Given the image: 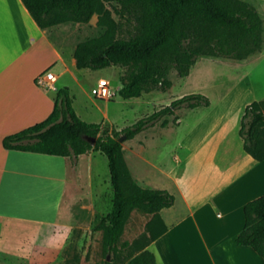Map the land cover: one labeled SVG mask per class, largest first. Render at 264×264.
<instances>
[{
    "label": "crops",
    "instance_id": "1",
    "mask_svg": "<svg viewBox=\"0 0 264 264\" xmlns=\"http://www.w3.org/2000/svg\"><path fill=\"white\" fill-rule=\"evenodd\" d=\"M46 67L55 69L58 78L74 67L73 58L59 50L45 29L34 24L19 0H0V139L42 120L50 112L57 89L33 82ZM222 99L219 96L217 101ZM198 107L206 118L214 103L208 100L206 107L197 106L191 112ZM225 112L221 109L214 124L204 127L197 136L192 134L187 143L195 127L176 141L171 157L178 167L163 169L168 180L163 186L143 184L144 152L154 146L146 142L120 143L130 177L139 186L145 185L141 187L165 190L172 196L171 205L157 212L164 232L144 248L152 254L154 264H201L194 258L198 251L203 254L202 264H262L249 247L236 245L233 240L242 226L243 204L264 196V159H251L242 151L239 137L226 135L222 122ZM217 123L221 127L215 131ZM96 154L86 151L75 157L53 156L5 150L0 145V224L11 223L0 227V264H37L56 258L58 247L68 237L64 229L58 242L49 241V236L55 237L59 231L55 225L63 195L75 201L78 191L79 207L86 210L102 202L100 192L107 183L91 169ZM14 206L28 207L31 213H15L11 210ZM22 217L27 219L31 233L36 231L24 243L15 239L23 231V226L16 223ZM46 217L48 222H42ZM149 218L150 214L139 209L126 208L114 240L117 244L123 235L120 245L115 246L118 252L142 231ZM43 223L46 227L39 233ZM88 232L87 226L81 225L80 238ZM96 234L100 241L101 228Z\"/></svg>",
    "mask_w": 264,
    "mask_h": 264
},
{
    "label": "trees",
    "instance_id": "2",
    "mask_svg": "<svg viewBox=\"0 0 264 264\" xmlns=\"http://www.w3.org/2000/svg\"><path fill=\"white\" fill-rule=\"evenodd\" d=\"M40 29L63 23H85L95 14L103 33L75 44L71 56L76 69L97 70L120 66L117 95L136 98L157 87L170 86L167 74L174 71L184 78L198 58L241 61L256 54L263 45L262 19L248 0H112V11L129 26L125 35L114 37L115 25L103 0H19ZM206 107L207 98L189 93L168 105L110 134L97 135L98 123L80 120L73 112L66 88L55 91L50 112L40 121L3 136L5 150L53 156L75 157L93 151L105 157L110 197L101 225L104 258L100 264H154L145 246L164 232L157 212L171 205L165 190L139 186L123 162L119 138L130 139L160 115ZM166 118L159 123L164 128ZM237 136L241 149L251 159H264V99L244 105ZM93 138V143L89 139ZM150 214L142 231L120 252L115 248L126 208ZM158 224V228H156ZM236 245L249 247L264 264V196L242 206V226L234 238Z\"/></svg>",
    "mask_w": 264,
    "mask_h": 264
},
{
    "label": "rangeland",
    "instance_id": "3",
    "mask_svg": "<svg viewBox=\"0 0 264 264\" xmlns=\"http://www.w3.org/2000/svg\"><path fill=\"white\" fill-rule=\"evenodd\" d=\"M248 1L262 19L263 45L258 53L244 60L198 58L192 67L189 68L188 74L184 78H178L174 71H170L167 74L170 86L164 91L155 87L141 93L136 98L129 99H122L117 95L120 77L124 72V68L120 66H109L97 70H78L72 67L67 73L56 78L52 86L55 89L66 88L70 98V105L75 115L84 122L98 123L99 131L97 135L119 131L138 119L144 118L161 107L168 105L171 100L185 94L199 93L214 103V108L206 118L201 115L204 112L201 107L191 112V109L181 105L179 108H173L171 114L160 115L147 124L132 140L125 141L119 138V142L123 144L146 142L154 146V148L149 146L144 152L147 159L142 164L146 172V179L143 184L163 186V182L168 183L167 178L163 176V169L172 168L175 170L178 167L171 157V150H173L174 144L183 134L185 135L188 130L195 127L193 133L189 132L188 140L185 141L187 143L190 141L192 134L197 136L196 134H200L199 131H202L204 127L209 128L212 126L219 111L223 109L224 112L226 111L222 121L224 124L223 129H225L229 138L234 137L236 139L238 137L236 132L239 117L244 105L251 101L264 99V0ZM102 2L104 9L108 11L109 17L115 25L114 37L125 35L129 26L112 11V6H116V3L112 0H103ZM104 29L105 26L100 25L97 16L92 14L85 23H63L56 25L54 28L46 29L45 32L61 52H66L71 56L72 49L76 43L95 38L103 33ZM44 69H48L56 75L57 71L55 69L51 67ZM97 78H104L107 81L108 90L112 92L110 99L99 100L90 94L89 90ZM49 93L52 94L53 91L50 90ZM219 96H223L221 101H217ZM163 118H166L167 124L163 128L162 133L159 123ZM180 118L181 122L179 123ZM198 120L200 123H198ZM220 127V123H217L213 126V129L216 131ZM159 135L161 137L156 139ZM213 137L214 133L211 135V138ZM149 138L152 140L149 141ZM96 155L91 162V169L102 178H105L107 183L106 188L100 192L102 202L97 205V208L86 210L79 207L80 198L78 191L77 200L75 201H71L63 195L59 203L61 215L55 225L59 231L55 237L50 235L49 241L58 242L64 229L68 231V237L65 238L62 246L58 247L56 258L53 257L52 261L47 259L37 264H100L104 258L101 240L99 241L95 236L97 235L96 231L101 228L108 208L110 189L105 157L99 153ZM11 210L15 213L23 214V216L31 213L30 208L24 206H14ZM26 220L25 217H22L20 221L16 222L21 225V228L23 226V231L21 230V232L17 233L15 239L22 243L29 240L31 234L36 235V231L31 233L29 230L30 226H27ZM47 220L48 218L46 217V219L41 221L45 223L48 222ZM44 223L40 226L39 233L45 229L46 224ZM8 225L11 226V223H1L0 227L3 228L2 226L7 227ZM81 225L87 226L89 230L82 239L80 238ZM48 231L52 232V229L49 228ZM122 237L123 235L120 236L117 244H115L116 247L120 245ZM191 249H195V247L193 246ZM198 252L196 256L194 253V258L197 257L202 264L203 254L200 251Z\"/></svg>",
    "mask_w": 264,
    "mask_h": 264
},
{
    "label": "built area",
    "instance_id": "4",
    "mask_svg": "<svg viewBox=\"0 0 264 264\" xmlns=\"http://www.w3.org/2000/svg\"><path fill=\"white\" fill-rule=\"evenodd\" d=\"M55 80L56 76L48 69H44L34 77L33 82L41 87H50ZM89 91L94 98L99 100H108L112 94L108 90L107 81L104 78H98Z\"/></svg>",
    "mask_w": 264,
    "mask_h": 264
},
{
    "label": "water",
    "instance_id": "5",
    "mask_svg": "<svg viewBox=\"0 0 264 264\" xmlns=\"http://www.w3.org/2000/svg\"><path fill=\"white\" fill-rule=\"evenodd\" d=\"M89 142L92 144V143H93V138H90V139H89ZM104 259H105V260H108V256H105Z\"/></svg>",
    "mask_w": 264,
    "mask_h": 264
}]
</instances>
